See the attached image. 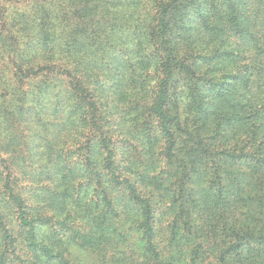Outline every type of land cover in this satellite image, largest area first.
<instances>
[{
	"label": "trees",
	"instance_id": "obj_1",
	"mask_svg": "<svg viewBox=\"0 0 264 264\" xmlns=\"http://www.w3.org/2000/svg\"><path fill=\"white\" fill-rule=\"evenodd\" d=\"M28 1L45 52L9 48L0 264H68L72 243L113 264H264V0Z\"/></svg>",
	"mask_w": 264,
	"mask_h": 264
},
{
	"label": "rangeland",
	"instance_id": "obj_2",
	"mask_svg": "<svg viewBox=\"0 0 264 264\" xmlns=\"http://www.w3.org/2000/svg\"><path fill=\"white\" fill-rule=\"evenodd\" d=\"M32 12V5L28 0H0V70H2L0 72V88L10 94L9 97H5L0 93V101L4 98L7 102V99H10L11 95H13V87L10 85L8 74L14 73L18 69L14 64L13 56H11L13 53L9 48L11 47L12 49L13 45L16 44L17 51L22 55L20 56L22 63L25 65L30 64L29 60L33 58V61H38L35 60V58H38L41 53L45 52L41 47H38L31 42V39L37 37H33V35L26 29V24L29 19L28 14ZM38 83H36L35 80H31L29 87L31 86V89L37 91L38 88H36V86ZM23 152L26 156H24L22 160L21 171H24V167L28 164L30 154L29 151L24 150ZM43 194H45L43 197L44 199L49 198L48 193L43 192ZM84 203H82V205ZM75 207L77 208L78 206H74L73 204L66 206L69 211L67 214L71 215L70 221H73L72 217L76 213L74 212ZM77 212L80 213L83 220L82 224L84 225V229H89L91 227L89 224L91 223L89 214H93L94 212L91 210V212L87 214V205L78 207ZM132 221L133 219H130L128 223L130 224ZM131 236L134 237L135 234L131 233ZM103 253H101L102 255H99L96 251L83 248L77 243H72L67 247L65 259L68 261V264H113L111 261L113 262L114 258L108 260L104 258Z\"/></svg>",
	"mask_w": 264,
	"mask_h": 264
}]
</instances>
